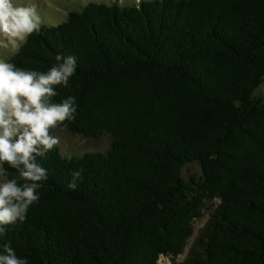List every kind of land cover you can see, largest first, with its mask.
Wrapping results in <instances>:
<instances>
[{"label":"trees","instance_id":"obj_1","mask_svg":"<svg viewBox=\"0 0 264 264\" xmlns=\"http://www.w3.org/2000/svg\"><path fill=\"white\" fill-rule=\"evenodd\" d=\"M58 54L77 69L52 101L74 96L77 114L56 129L111 145L38 158L40 199L0 250L10 243L28 264H158L184 252L218 200L174 264H264V0H87L56 26L41 20L6 62L46 72ZM190 163L203 176L187 182Z\"/></svg>","mask_w":264,"mask_h":264},{"label":"clouds","instance_id":"obj_2","mask_svg":"<svg viewBox=\"0 0 264 264\" xmlns=\"http://www.w3.org/2000/svg\"><path fill=\"white\" fill-rule=\"evenodd\" d=\"M35 6H14L12 0H0V37L13 48H19L40 27ZM77 69L75 56H56V63L46 72L18 69L0 60V234L8 226L23 223L40 196L38 190L48 178V170L38 161L59 144L50 130L74 121L76 98L68 96L60 103L54 86H69ZM15 170L10 178L4 165ZM83 170L72 173L67 187L77 189ZM0 264H28L17 256L11 244L0 250Z\"/></svg>","mask_w":264,"mask_h":264},{"label":"rangeland","instance_id":"obj_3","mask_svg":"<svg viewBox=\"0 0 264 264\" xmlns=\"http://www.w3.org/2000/svg\"><path fill=\"white\" fill-rule=\"evenodd\" d=\"M98 4L110 5L116 0H94ZM141 0H120L121 5L131 6L137 4ZM152 1V0H147ZM14 6H35L37 14L40 20L49 23L51 25H58L66 20V16L69 12L77 9L79 5L85 4L87 0H12ZM42 13V17H41ZM7 41L0 37V60L7 61V59L16 51L17 48H13L10 44L7 47L3 45ZM255 97H264V82L255 91ZM54 135L59 137V148L62 156L71 157H81L85 153L100 152L105 153L111 145L112 138L110 136L104 135L99 139L85 138L80 135H75L61 129H56ZM201 166L198 163H190L183 167L181 171V176L184 181H190L191 178H201L203 176ZM219 206V201H209L202 211L200 218L193 222L194 233L193 236L188 240L184 252L178 257H164L159 259L158 264H174L182 262L190 257L194 251V247L199 239L204 235L205 228L212 219L217 208Z\"/></svg>","mask_w":264,"mask_h":264}]
</instances>
